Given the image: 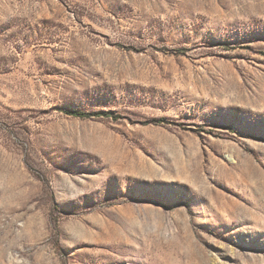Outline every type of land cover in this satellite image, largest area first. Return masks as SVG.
Instances as JSON below:
<instances>
[{"label":"rangeland","instance_id":"374dc122","mask_svg":"<svg viewBox=\"0 0 264 264\" xmlns=\"http://www.w3.org/2000/svg\"><path fill=\"white\" fill-rule=\"evenodd\" d=\"M0 264H264V0H0Z\"/></svg>","mask_w":264,"mask_h":264},{"label":"trees","instance_id":"16d2710c","mask_svg":"<svg viewBox=\"0 0 264 264\" xmlns=\"http://www.w3.org/2000/svg\"><path fill=\"white\" fill-rule=\"evenodd\" d=\"M67 113L68 114H73L75 116H79V117H86V116H90L91 113H88V112H81V111H78V110H67ZM103 112H99V113H96V114H102Z\"/></svg>","mask_w":264,"mask_h":264}]
</instances>
